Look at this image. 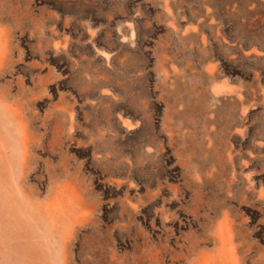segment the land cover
Here are the masks:
<instances>
[{"label": "rangeland", "instance_id": "1", "mask_svg": "<svg viewBox=\"0 0 264 264\" xmlns=\"http://www.w3.org/2000/svg\"><path fill=\"white\" fill-rule=\"evenodd\" d=\"M0 264H264V0H0Z\"/></svg>", "mask_w": 264, "mask_h": 264}]
</instances>
